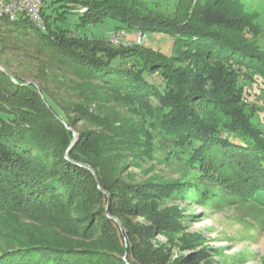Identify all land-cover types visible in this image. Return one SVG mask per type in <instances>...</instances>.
Returning a JSON list of instances; mask_svg holds the SVG:
<instances>
[{
	"label": "trees",
	"instance_id": "1",
	"mask_svg": "<svg viewBox=\"0 0 264 264\" xmlns=\"http://www.w3.org/2000/svg\"><path fill=\"white\" fill-rule=\"evenodd\" d=\"M207 12L163 19L144 15L129 0H45L41 8L44 28L25 14L15 19L0 16V46L24 49L32 44L48 50L72 75L114 89L133 104L148 102L156 129L177 142L170 145L174 151L183 148L179 161L189 160L200 167L197 172L203 181L197 182L196 175L188 188L200 189L205 196L217 194L216 188L203 189L212 182L210 175L216 177L215 186L227 180L232 182L229 186L234 183L229 195L264 205V135L247 127V113L235 95L228 93L237 88L216 72L227 63L264 73V50L255 43L258 33L241 9L224 16L217 10ZM110 20L134 31V39L116 44L111 37L89 33V27ZM139 32L147 35L142 44L136 42ZM207 63L211 65L203 72ZM14 77L0 65V212L66 202L65 212H75L80 225L90 219L87 206L96 197L101 212L118 213L126 194L136 193V200L153 202L158 196L179 192L171 184L141 187L128 181L112 186L102 179L99 184L89 168L99 171L96 165L77 162L73 155L68 159L65 143L48 136L51 127L61 126L60 117L67 119L63 109L47 96L41 97L34 84L25 85L19 76ZM82 143L72 149L73 154H79ZM110 195L117 202L111 203ZM138 205L130 203L127 209L139 210ZM148 207L141 205L139 213L152 216L162 230L166 224L177 229L179 213L156 217ZM106 226L110 229L103 231L112 230L122 242V229L115 222ZM97 229L102 228L92 225L86 230ZM90 246L42 241L14 245L0 252V258L5 255L0 264H142L134 254L123 257L125 246L112 256L92 254L94 246Z\"/></svg>",
	"mask_w": 264,
	"mask_h": 264
},
{
	"label": "rangeland",
	"instance_id": "2",
	"mask_svg": "<svg viewBox=\"0 0 264 264\" xmlns=\"http://www.w3.org/2000/svg\"><path fill=\"white\" fill-rule=\"evenodd\" d=\"M129 2L134 3L144 15L163 19L176 16L185 18L194 11H208L206 14H209L214 10L224 16L241 9L258 33L255 43L264 50V0ZM120 25L118 21L110 20L98 27L91 26L88 31H94L97 37L111 38L116 32L124 31L122 40L113 42L128 44L135 33ZM81 31L78 30L79 33ZM148 36L151 40V35ZM25 47L6 49L0 46V65L14 80L17 75L23 84H34L41 97L46 99L47 96L63 109L67 119L60 117L61 126L51 127L52 132L48 136L65 143L68 159L73 155L77 162L96 165L105 179L100 178L98 169L89 168L101 185V179L112 186H123L128 181L141 187L171 184L176 185L179 192L176 195L171 193L172 197L158 196L153 202L140 198L136 200V193L129 197L126 194L118 213L109 209L101 212L100 199L96 197L87 206L90 219L80 221V225L76 221L80 219H74L77 215L75 212H65L68 210L66 202L22 212H0V252L14 245L42 241L83 247L91 245L96 247L90 248L92 254L104 252L108 256H112V253L116 255L120 247L125 246L123 257L127 259L128 254H134L142 264H264L263 203L244 201L239 195H229L235 189L234 183L229 186L232 182L227 180L215 186L218 183L216 177L210 175L212 182L209 181L203 189L216 188L217 194L205 196L200 189L188 188V183L196 175L197 182L203 181V176L197 172L200 167L190 164L189 160L183 159V163L179 161L180 149L183 148L174 151L170 145L177 142L162 136L156 129V123L151 122L153 115L148 102L133 104L114 89L72 75L48 50L32 44ZM211 62L219 65L217 61ZM210 65L205 64L203 72ZM216 72L218 76H227L237 88L235 92L227 90L231 92L229 95H235L241 109L247 113L249 126H246L264 135V73L227 63ZM63 128H67L69 134ZM81 140L82 150L79 154H73L72 149ZM109 198L114 203L116 198L113 199L111 195ZM75 201L72 206H75ZM130 203H138L139 210L127 209ZM141 205H150L146 210L156 217L179 213L177 229H170L166 224L162 226L166 229L162 230L152 216L139 213ZM84 222L87 228L82 227ZM114 222L122 229V242L112 230L103 231L110 229L106 224ZM92 225L102 229L87 231ZM187 260L193 262L185 263Z\"/></svg>",
	"mask_w": 264,
	"mask_h": 264
},
{
	"label": "built area",
	"instance_id": "3",
	"mask_svg": "<svg viewBox=\"0 0 264 264\" xmlns=\"http://www.w3.org/2000/svg\"><path fill=\"white\" fill-rule=\"evenodd\" d=\"M45 0H0V16H8L15 19L21 14L33 19L40 27L44 28L41 16V8ZM125 35L124 31L113 34L112 40L120 42ZM147 41V35L141 32L136 37L137 43Z\"/></svg>",
	"mask_w": 264,
	"mask_h": 264
}]
</instances>
